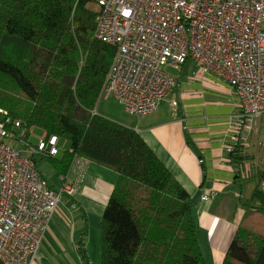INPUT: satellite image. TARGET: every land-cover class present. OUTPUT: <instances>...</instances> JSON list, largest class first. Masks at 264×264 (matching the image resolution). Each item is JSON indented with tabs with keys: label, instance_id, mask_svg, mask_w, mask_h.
<instances>
[{
	"label": "trees",
	"instance_id": "obj_1",
	"mask_svg": "<svg viewBox=\"0 0 264 264\" xmlns=\"http://www.w3.org/2000/svg\"><path fill=\"white\" fill-rule=\"evenodd\" d=\"M89 4L0 0V108L68 143L73 153L47 159L59 176L75 155L117 173L100 224V264H210L188 193L138 133L96 113L116 48L96 39ZM240 154L235 145L228 157L239 170L243 215L221 264H264V173L240 176ZM82 240L77 250L90 264Z\"/></svg>",
	"mask_w": 264,
	"mask_h": 264
},
{
	"label": "built area",
	"instance_id": "obj_2",
	"mask_svg": "<svg viewBox=\"0 0 264 264\" xmlns=\"http://www.w3.org/2000/svg\"><path fill=\"white\" fill-rule=\"evenodd\" d=\"M90 2L97 12L96 39L116 48L100 100L114 98L129 116L152 114L176 86L165 70L192 60L202 73L219 69L227 78L238 104V131L264 116V0ZM34 131L0 108V264L36 263L60 199L77 192L66 183L68 175L76 173L79 184L88 163L75 155L69 174L59 177L60 189L53 190L34 160L57 158L59 139ZM231 139L227 153L239 145L238 133Z\"/></svg>",
	"mask_w": 264,
	"mask_h": 264
},
{
	"label": "crops",
	"instance_id": "obj_3",
	"mask_svg": "<svg viewBox=\"0 0 264 264\" xmlns=\"http://www.w3.org/2000/svg\"><path fill=\"white\" fill-rule=\"evenodd\" d=\"M166 73L173 76L176 86L156 111L116 123L138 133L191 197L201 237L207 240L204 246L210 264H221L243 215L238 204L239 170L227 149L234 145L232 135L238 133L240 176L264 173V116L246 122L238 131L237 100L219 69L202 73L187 60L178 70L167 68ZM82 170L79 184L76 173L68 175L66 183L77 186V192L60 199L35 264H83L77 250L81 238L87 262L100 264L101 219L118 175L93 162ZM211 192L216 194L208 202L200 200ZM215 252L221 253L219 261Z\"/></svg>",
	"mask_w": 264,
	"mask_h": 264
},
{
	"label": "rangeland",
	"instance_id": "obj_4",
	"mask_svg": "<svg viewBox=\"0 0 264 264\" xmlns=\"http://www.w3.org/2000/svg\"><path fill=\"white\" fill-rule=\"evenodd\" d=\"M88 8L91 11L95 10V7L93 6V4H89ZM113 99L114 98L111 97V98H108L107 100L100 101L96 107L97 114L104 117V118L112 120L114 122L125 123L126 119H130L131 116H128L124 112L123 108L119 104H117V102L114 101ZM34 134L37 136L40 135L41 130L36 129L34 131ZM35 142H36V139L31 140V143H35ZM68 147L69 146H68V143L66 141L61 140L59 142L60 151H59V155H58L57 159L61 158L64 151L68 150ZM36 168L41 172V174L46 179V181L48 182L49 185H51L56 190L59 189V187L61 185L60 184L61 181H60L59 177L56 175L55 169L53 168V165L50 161L37 159ZM201 236H202V233L199 234L200 246L202 248V252L204 254H207L208 250L204 246L205 241H207V240L204 238L202 239Z\"/></svg>",
	"mask_w": 264,
	"mask_h": 264
},
{
	"label": "bare ground",
	"instance_id": "obj_5",
	"mask_svg": "<svg viewBox=\"0 0 264 264\" xmlns=\"http://www.w3.org/2000/svg\"><path fill=\"white\" fill-rule=\"evenodd\" d=\"M214 256H215V259L219 261L221 258V253L215 252Z\"/></svg>",
	"mask_w": 264,
	"mask_h": 264
}]
</instances>
